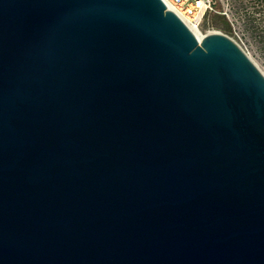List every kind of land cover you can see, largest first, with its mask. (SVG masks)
<instances>
[{
    "label": "water",
    "instance_id": "obj_1",
    "mask_svg": "<svg viewBox=\"0 0 264 264\" xmlns=\"http://www.w3.org/2000/svg\"><path fill=\"white\" fill-rule=\"evenodd\" d=\"M0 264H264V74L161 0H0Z\"/></svg>",
    "mask_w": 264,
    "mask_h": 264
},
{
    "label": "built area",
    "instance_id": "obj_2",
    "mask_svg": "<svg viewBox=\"0 0 264 264\" xmlns=\"http://www.w3.org/2000/svg\"><path fill=\"white\" fill-rule=\"evenodd\" d=\"M166 8L174 12L190 29L202 33L206 23L219 19L231 27L234 41L244 52V33L242 26L253 20L264 18V0H161ZM204 35L214 32L203 31ZM224 35V34H223Z\"/></svg>",
    "mask_w": 264,
    "mask_h": 264
},
{
    "label": "rangeland",
    "instance_id": "obj_3",
    "mask_svg": "<svg viewBox=\"0 0 264 264\" xmlns=\"http://www.w3.org/2000/svg\"><path fill=\"white\" fill-rule=\"evenodd\" d=\"M203 31L219 32L224 35L232 34L231 27L219 19L212 20L208 25L206 23ZM203 31L202 33L204 34ZM242 31L245 36L246 53L264 74V18L255 23L253 20L247 21L242 26Z\"/></svg>",
    "mask_w": 264,
    "mask_h": 264
},
{
    "label": "bare ground",
    "instance_id": "obj_4",
    "mask_svg": "<svg viewBox=\"0 0 264 264\" xmlns=\"http://www.w3.org/2000/svg\"><path fill=\"white\" fill-rule=\"evenodd\" d=\"M191 30L193 31V33L198 37V38H202V37H204L205 35L203 34V33H200L199 31H196V30H193L192 28H191ZM212 34H220L219 32H214V33H212ZM246 53V52H245ZM247 54V53H246ZM248 55V54H247Z\"/></svg>",
    "mask_w": 264,
    "mask_h": 264
},
{
    "label": "trees",
    "instance_id": "obj_5",
    "mask_svg": "<svg viewBox=\"0 0 264 264\" xmlns=\"http://www.w3.org/2000/svg\"><path fill=\"white\" fill-rule=\"evenodd\" d=\"M212 20H215V19H212Z\"/></svg>",
    "mask_w": 264,
    "mask_h": 264
}]
</instances>
